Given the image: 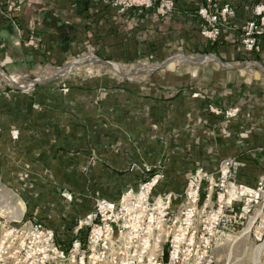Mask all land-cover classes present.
Returning a JSON list of instances; mask_svg holds the SVG:
<instances>
[{
  "label": "crops",
  "instance_id": "obj_1",
  "mask_svg": "<svg viewBox=\"0 0 264 264\" xmlns=\"http://www.w3.org/2000/svg\"><path fill=\"white\" fill-rule=\"evenodd\" d=\"M105 1L0 0L1 71L17 82L31 72L41 76L25 91L0 83V182L23 202L10 216L65 233L96 198L115 201L136 187L145 167L162 171L158 194L180 193L197 167L212 172L225 158L235 160L238 182L253 187L264 179V74L255 67L242 77L209 59L207 66L133 70L125 78L96 66L91 78L70 73L42 81L48 64L60 66L86 53L122 64L208 54L264 67V46L247 53L239 44L251 0L235 1L216 43L199 33L196 10L204 0H175L165 17L151 11L120 16ZM9 5L14 12L7 11ZM29 36L39 49L24 46ZM177 67L182 73H174ZM258 71L261 79L252 81ZM211 107L236 112L227 116ZM57 184L82 190L64 206L71 211H52L58 193L47 185Z\"/></svg>",
  "mask_w": 264,
  "mask_h": 264
},
{
  "label": "built area",
  "instance_id": "obj_2",
  "mask_svg": "<svg viewBox=\"0 0 264 264\" xmlns=\"http://www.w3.org/2000/svg\"><path fill=\"white\" fill-rule=\"evenodd\" d=\"M235 1L204 0L197 8L199 33L206 42L216 43L229 26ZM105 2L120 16L151 11L165 17L175 9V0ZM14 10L13 5L7 8ZM38 43L29 36L24 46L37 49ZM239 44L247 53L262 51L264 0H251ZM211 110L227 116L236 112ZM234 167L233 158L221 159L212 172L197 167L180 193L166 191L153 200L150 196L163 175L145 167L136 187L127 188L117 200H94L66 247L58 242L56 229L35 219L15 221L9 218L11 211H0V264H218L219 250L231 242L229 232L240 224L245 229L250 224L249 232L259 244L264 242V179L247 186L236 180Z\"/></svg>",
  "mask_w": 264,
  "mask_h": 264
},
{
  "label": "rangeland",
  "instance_id": "obj_3",
  "mask_svg": "<svg viewBox=\"0 0 264 264\" xmlns=\"http://www.w3.org/2000/svg\"><path fill=\"white\" fill-rule=\"evenodd\" d=\"M171 59V58H170ZM146 60V59H145ZM169 60V59H167ZM150 62V61H145ZM164 62V61H163ZM159 62V63H163ZM157 63V62H155ZM178 68V69H177ZM174 70L178 73V70L180 69L179 73H182L181 67H177ZM1 70V69H0ZM168 70V69H167ZM166 69L164 71H167ZM38 74L30 73L26 77L21 76L18 79V82L25 83L30 82L34 80ZM0 79H4V76L2 73H0ZM252 81H254V77H250ZM56 80V79H55ZM53 81V80H50ZM258 86L260 84L258 83ZM45 186V185H44ZM54 187L57 189L58 195H56V199L54 200L53 207L51 208L52 211H71L72 208L64 207L66 203L73 204L74 201V195H77L76 198L80 197L82 195V190L80 187H77V191H70L66 188V185L63 184H57V185H47V187ZM58 187V188H57ZM135 188V187H134ZM157 189V188H156ZM155 189L154 193L150 196V200H153L155 196L158 194L157 190ZM77 193V194H76ZM23 202L20 196H18V193L14 191L13 187L9 185H5L0 182V211H17L19 206H22ZM75 204V203H74ZM19 205V206H18ZM54 209V210H53ZM74 209V208H73ZM1 214V213H0ZM12 220L18 221L19 217H9ZM24 222V221H23ZM251 226L250 224L247 226V228ZM73 227H76V225H73ZM246 228V229H247ZM245 224H240L237 227L230 230L231 237H228V240L231 242L224 244L221 249L219 250V262L218 264H254L255 263V257L256 252L258 248H261V255H260V264H264V242L258 243L256 241L254 235L252 232L245 233ZM67 232H58L57 230V238L60 243L63 244L64 247H66L69 243V241L74 237V230L75 228L70 227L67 229ZM83 231L82 234L85 232ZM244 231V232H243ZM245 233V234H243ZM257 246V247H256ZM254 259V261H253Z\"/></svg>",
  "mask_w": 264,
  "mask_h": 264
},
{
  "label": "water",
  "instance_id": "obj_4",
  "mask_svg": "<svg viewBox=\"0 0 264 264\" xmlns=\"http://www.w3.org/2000/svg\"><path fill=\"white\" fill-rule=\"evenodd\" d=\"M209 59H215L212 63V66H220L224 67L226 69H234L242 72V77L245 76L246 72L248 70H251L253 67L259 69L264 74V67L262 65L254 64L250 65V68H247L244 63H226L219 61L218 58L213 57L212 55H197V56H188L183 53H180L179 55H176L172 57L169 60L164 61L163 63H154L150 64L148 62H133L130 64H122L118 62H112V61H104L97 57L94 54L86 53L82 56L75 57L73 59L68 60L65 64L60 66H54L51 64H48L46 66V69L43 72V80L42 81H50L55 80L56 78H45V76L49 73L53 72H60L62 74H65V77L68 74H74L75 76L79 78H91L94 76L95 67L96 66H102L107 67L111 74L114 76H122V77H130L134 72L143 71V74H148L149 71L154 72L160 69L167 68L172 65H179V64H193L195 66H207ZM133 66V67H132ZM134 70V72H133ZM241 77V78H242ZM254 79H261L260 72H256ZM41 82V76H37L34 80H32V85L30 87L35 86L36 84H39ZM0 83L5 84L7 86H10L13 89H21L23 91L28 90L24 89L21 84H16L15 82H4L0 81Z\"/></svg>",
  "mask_w": 264,
  "mask_h": 264
},
{
  "label": "bare ground",
  "instance_id": "obj_5",
  "mask_svg": "<svg viewBox=\"0 0 264 264\" xmlns=\"http://www.w3.org/2000/svg\"><path fill=\"white\" fill-rule=\"evenodd\" d=\"M0 73L3 74L4 76V79H0V81H7V82H15L16 84H21V86L25 89H28L31 85H32V81L30 82H25V83H19L16 80V77H11V76H7L5 73H3V71L0 70ZM62 77H65V74H62V73H57V74H52V75H48L47 77L45 78H62ZM250 230V226L246 229L245 233H248ZM257 247V246H256ZM261 248H258L257 252H256V257H255V263L254 264H260V255H261ZM254 261V259H253Z\"/></svg>",
  "mask_w": 264,
  "mask_h": 264
},
{
  "label": "trees",
  "instance_id": "obj_6",
  "mask_svg": "<svg viewBox=\"0 0 264 264\" xmlns=\"http://www.w3.org/2000/svg\"><path fill=\"white\" fill-rule=\"evenodd\" d=\"M23 220H29V219H28V218H27V219H25V217H24V219H23ZM48 226H49V227H52V228H54V229H55V227H54L53 225H48ZM56 232H57V231H56ZM82 232H83V231H80V234H81V235H83V234H84V233L82 234ZM57 236H58V235H57ZM57 240H58V238H57ZM58 242H59V241H58Z\"/></svg>",
  "mask_w": 264,
  "mask_h": 264
}]
</instances>
